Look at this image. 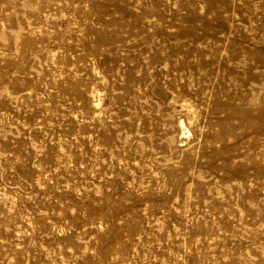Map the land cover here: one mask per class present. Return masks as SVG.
<instances>
[{"label": "rangeland", "instance_id": "374dc122", "mask_svg": "<svg viewBox=\"0 0 264 264\" xmlns=\"http://www.w3.org/2000/svg\"><path fill=\"white\" fill-rule=\"evenodd\" d=\"M0 264H264V0H0Z\"/></svg>", "mask_w": 264, "mask_h": 264}, {"label": "bare ground", "instance_id": "6f19581e", "mask_svg": "<svg viewBox=\"0 0 264 264\" xmlns=\"http://www.w3.org/2000/svg\"><path fill=\"white\" fill-rule=\"evenodd\" d=\"M97 97H98V96H97ZM185 105H186V104H185ZM186 106H187V105H186ZM180 107H181V106H180ZM188 107H189V106H188ZM188 107H187V108H188ZM181 108H183V107H181ZM189 108H190V107H189ZM186 112H187V111H186ZM189 113H190V112H189ZM192 113H193V112H192ZM179 126H180V122H179ZM182 126H184V125L182 124ZM180 129L182 130V128H180ZM182 132H183V130H182ZM182 132H181V133H182ZM169 137H170V136H169Z\"/></svg>", "mask_w": 264, "mask_h": 264}]
</instances>
